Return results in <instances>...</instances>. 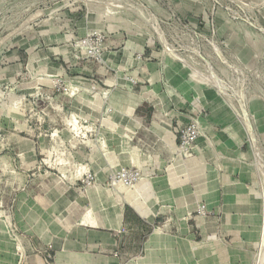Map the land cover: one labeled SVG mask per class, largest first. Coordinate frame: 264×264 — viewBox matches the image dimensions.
<instances>
[{"label": "rangeland", "instance_id": "1", "mask_svg": "<svg viewBox=\"0 0 264 264\" xmlns=\"http://www.w3.org/2000/svg\"><path fill=\"white\" fill-rule=\"evenodd\" d=\"M216 85L264 159V0H0V264H264V165ZM129 206L153 223L115 229Z\"/></svg>", "mask_w": 264, "mask_h": 264}, {"label": "crops", "instance_id": "2", "mask_svg": "<svg viewBox=\"0 0 264 264\" xmlns=\"http://www.w3.org/2000/svg\"><path fill=\"white\" fill-rule=\"evenodd\" d=\"M242 132L244 133L243 127H242ZM246 136V135H245ZM247 138V136H246ZM130 207V206H129ZM131 208V209H130ZM127 209V212L124 211L123 214H121L118 218H116V222L114 224V228H119L123 223L124 225L128 222H130L131 224V229L134 226H138V227H145V224H151L153 223V217L148 213V216L146 218H142L141 216H139V214L136 213V211L130 207ZM239 215H233V220H237L239 219ZM106 229L104 228H99V229H94V228H90L89 230H81L78 232L79 235H83L84 236V240L87 241V243L89 244V246H91V248H93L95 245H99L102 248H106L108 246H113L114 243L116 242L111 236L110 234H108L107 232H105ZM153 236V234L151 235V237ZM150 237V238H151ZM150 238L148 240V242L150 241ZM160 238H163L164 240H167L168 242L165 243L163 246L165 248L166 251H168L170 253H172V255L169 254V258L168 260L171 262H179L178 257H177V252L175 250L176 256H174L173 253V246L169 240V236L168 235H161ZM155 238L152 240V243L154 244L150 249L146 247V252H147V256H151L156 248V244L154 243ZM147 242V243H148ZM70 246H68L67 248L64 247L63 250H61L60 248L55 249L56 254H55V264H71V256H69L67 254V252H70L69 249ZM117 250V249H116ZM150 258V257H149ZM70 260V261H69ZM40 264H42L41 259L39 260ZM82 262V263H79ZM77 262V264H118L117 259L116 258H109V257H105L102 255V252L100 254H89L88 256H83V261H79Z\"/></svg>", "mask_w": 264, "mask_h": 264}, {"label": "bare ground", "instance_id": "3", "mask_svg": "<svg viewBox=\"0 0 264 264\" xmlns=\"http://www.w3.org/2000/svg\"><path fill=\"white\" fill-rule=\"evenodd\" d=\"M243 77V76H242ZM209 81H211V80H209ZM213 81V80H212ZM217 83V82H216ZM211 84H213V85H215L214 84V82L213 83H211ZM216 89H218V91H222L223 93H224V95H226V98L228 99V102H229V104L230 103H232L233 104V102H236L235 103V105H236V109H237V112L240 114V116L241 115H243L244 117H243V119H245V120H242V122H243V126H244V130L246 131V134H247V136H248V138H250L251 139V141H252V144H253V146L255 147V149H256V152H257V156H255L256 157V159H257V162H258V164H259V169H260V171H262L261 170V168L263 167V162H262V160L261 159H263V158H261L262 157V155H261V153H259L258 152V150L259 149H257L258 147H257V145H256V140H255V137H254V133H253V130H252V127H251V124H250V122H249V120H248V118H247V116L248 115H246V113H245V101H244V95H240V96H236V97H234L235 95H234V93H233V95L232 96H229V95H227L226 94V92L227 91H224V89L222 88V86H217L216 85ZM226 90V89H225ZM221 92V93H222ZM240 92V91H239ZM238 92V93H239ZM236 95H238V94H236ZM234 107V106H233ZM247 108V107H246ZM242 117V116H241ZM240 119H242V118H240ZM256 134V133H255ZM262 152V151H261ZM261 155V156H260ZM264 160V159H263ZM264 171V170H263ZM138 211H139V208L136 206V205H133ZM80 226H83V227H90V228H94V229H97L98 228V224H96L95 223V221H93L92 219H90V218H88V217H83L82 218V220H81V222H80ZM263 251H264V234H263V242H262V244H261V246H260V249H259V255H262V253H263Z\"/></svg>", "mask_w": 264, "mask_h": 264}]
</instances>
